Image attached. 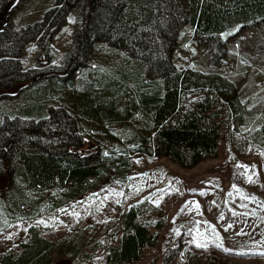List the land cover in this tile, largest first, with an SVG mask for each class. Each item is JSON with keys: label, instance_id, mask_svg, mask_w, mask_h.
Instances as JSON below:
<instances>
[{"label": "trees", "instance_id": "1", "mask_svg": "<svg viewBox=\"0 0 264 264\" xmlns=\"http://www.w3.org/2000/svg\"><path fill=\"white\" fill-rule=\"evenodd\" d=\"M7 1L0 0V12ZM11 11L0 27V87L26 86L3 104L10 110L0 113V166L12 170L0 207L5 221L47 213L89 190L105 162L114 159L74 152L80 143L76 118L93 124L132 121L129 141L135 151L182 169L215 158L224 131H238L243 122L245 107L232 81L217 72L177 68L173 53L183 34L219 66L225 56L223 33L237 24L263 21L264 0H53L38 20L18 28ZM68 16L71 44L62 65L23 68L27 45L36 41L46 49V40ZM94 60L107 66L86 70ZM78 70L75 87L69 77ZM70 93L72 100L51 105L54 95L67 99ZM250 135L264 144V125ZM114 163L108 166L120 167ZM46 190L53 192L43 198ZM140 211L133 206L121 214L119 235L104 264H138L155 246L162 223L141 220ZM55 245L38 226L29 225L19 250L1 253L0 264H51ZM69 247L75 256L77 241Z\"/></svg>", "mask_w": 264, "mask_h": 264}, {"label": "rangeland", "instance_id": "2", "mask_svg": "<svg viewBox=\"0 0 264 264\" xmlns=\"http://www.w3.org/2000/svg\"><path fill=\"white\" fill-rule=\"evenodd\" d=\"M52 1L8 0L0 12V27L12 8L10 19L18 28L38 20ZM70 18L48 37L46 49L36 41L27 45L21 57L23 68L57 69L62 65L71 44ZM222 38L225 56L219 66L183 34L173 53L177 68L227 77L244 104L241 126L232 133L224 131L215 158L182 169L163 157H146L135 151L136 145L129 141L132 121L120 118L93 124L76 118L80 143L74 152H92L98 160L114 159L105 162L102 176L89 190L47 213L12 221L3 220L1 214L0 254L16 253L26 228L36 225L56 244L51 264H104L108 247L119 235L121 214L136 206L141 220L162 223L155 246L144 252L138 264H264V144L250 135L264 125V20L231 26ZM97 63H87L86 70L107 66L104 60ZM81 71L69 77L75 87ZM24 84L0 87V113L10 110L3 104L11 102ZM73 97L72 93L67 99L54 95L50 102L56 106ZM113 160L120 167L108 166ZM5 166H0V207L12 182V170L7 173ZM52 192L44 191L43 198ZM45 202L42 199L40 205ZM150 231L155 232L154 227ZM75 241L77 251L72 256L69 244Z\"/></svg>", "mask_w": 264, "mask_h": 264}, {"label": "water", "instance_id": "3", "mask_svg": "<svg viewBox=\"0 0 264 264\" xmlns=\"http://www.w3.org/2000/svg\"><path fill=\"white\" fill-rule=\"evenodd\" d=\"M92 152H83L81 155L83 156H89Z\"/></svg>", "mask_w": 264, "mask_h": 264}, {"label": "snow or ice", "instance_id": "4", "mask_svg": "<svg viewBox=\"0 0 264 264\" xmlns=\"http://www.w3.org/2000/svg\"><path fill=\"white\" fill-rule=\"evenodd\" d=\"M239 167H243L242 165H238ZM251 178H249V180H250ZM197 246H200L199 244L197 245Z\"/></svg>", "mask_w": 264, "mask_h": 264}]
</instances>
